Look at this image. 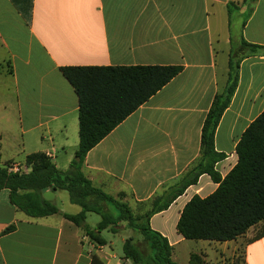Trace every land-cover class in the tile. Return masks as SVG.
<instances>
[{"label": "crops", "instance_id": "1", "mask_svg": "<svg viewBox=\"0 0 264 264\" xmlns=\"http://www.w3.org/2000/svg\"><path fill=\"white\" fill-rule=\"evenodd\" d=\"M243 1L0 0V167L17 163L28 170L25 158L43 153L58 170L68 169L79 143L78 98L60 68L180 66L87 153L82 168L94 187L123 192L148 209L199 162L201 128L227 85L235 52L237 86L214 135L215 152L225 156L214 169L226 176L237 163L240 137L264 111V54L243 57L239 48L241 40L264 47V0ZM216 188L203 174L151 217L150 228L167 239L175 264L176 248L192 242L176 232L182 209ZM42 197L60 213L28 217L0 190V264H92V257L96 264H120V252L92 243L62 216L78 214L79 206L69 198L56 204L58 191L51 189ZM246 233L228 242L199 241L185 264L190 254L212 264L240 248L232 264H264V237L244 242Z\"/></svg>", "mask_w": 264, "mask_h": 264}, {"label": "trees", "instance_id": "2", "mask_svg": "<svg viewBox=\"0 0 264 264\" xmlns=\"http://www.w3.org/2000/svg\"><path fill=\"white\" fill-rule=\"evenodd\" d=\"M235 8L233 4L228 5L229 12ZM239 48L243 57L264 54L263 46L244 40ZM236 57L235 52L230 53L227 85L223 92L214 96L203 122L199 162L168 192L155 197L143 212L135 213L128 202L115 200L94 187L82 172L84 160L92 148L176 77L182 71L180 66L60 68L78 98L79 143L74 158L65 171L58 170L43 153L25 158L27 173L8 172L9 163L0 167V190H8L10 203L31 218L60 213L54 204L42 197L44 190L66 191L70 202L81 210L76 215L62 216L84 231L92 243L106 245L101 232L117 234L122 227L141 235L145 244L143 248V244L133 238L125 239L122 244L124 260L131 264H175L171 259L172 247L165 237L150 228V219L166 210L186 188L206 174L217 185L216 190L206 198L193 196L186 203L176 232L187 241L228 242L251 229L258 230L251 241L264 237V111L240 137L235 150L237 163L229 173L222 178L214 169L225 157L215 152L214 135L237 86ZM119 196L123 198L126 194L120 192ZM88 213L100 217L93 229L85 223ZM11 230L12 227L7 228L4 233ZM96 262L92 257L91 263ZM189 264H205V260L194 253L190 254Z\"/></svg>", "mask_w": 264, "mask_h": 264}, {"label": "rangeland", "instance_id": "3", "mask_svg": "<svg viewBox=\"0 0 264 264\" xmlns=\"http://www.w3.org/2000/svg\"><path fill=\"white\" fill-rule=\"evenodd\" d=\"M22 167H24V166H22ZM111 196L115 200H122L125 202H129V204L131 205V208L134 210L135 213L143 212L147 207V204L138 205L137 203H135L132 200L129 201V198L127 197V195L123 198H120L119 193H117L115 195H111ZM60 198L63 201H66L69 198V195L66 191H58V198H56V200L54 202L56 204L61 205L60 204L61 203ZM126 198H128V199L126 200ZM109 210H110V212H113L112 207H110ZM99 221H100V217L98 215H96L94 213L86 214L85 223L89 227L94 228ZM120 228H121V232H119L117 234H113L110 231H102L100 234V236L106 241V243L111 245L112 248L116 252H120L122 254V242H121L122 239L133 238L135 242L139 243L140 245L143 244V239H142L141 235L134 232L133 230H124L122 227H120ZM257 231H258L257 229H252L249 232H247L246 233L247 236L245 237L246 240L244 242H247V240H250L257 233ZM193 242H195L197 245H194L195 243H193ZM198 242L199 241H192L190 243H186L185 248H182L181 246L176 248V251L174 254L176 264H185L187 251H199V249H200L199 247H200L201 243H198ZM142 246L144 248L145 244H143ZM241 254H242V248L238 249V251L236 252L235 255L232 256V254H225L223 256V258L219 259L217 262L212 263V264H232L233 260H235L236 257L240 256ZM130 264H131V262H130Z\"/></svg>", "mask_w": 264, "mask_h": 264}, {"label": "built area", "instance_id": "4", "mask_svg": "<svg viewBox=\"0 0 264 264\" xmlns=\"http://www.w3.org/2000/svg\"><path fill=\"white\" fill-rule=\"evenodd\" d=\"M7 170L8 172H11V173H27L28 170L22 166H20L19 164L17 163H11L10 165L7 166ZM120 264H130L129 260H121L120 261Z\"/></svg>", "mask_w": 264, "mask_h": 264}]
</instances>
